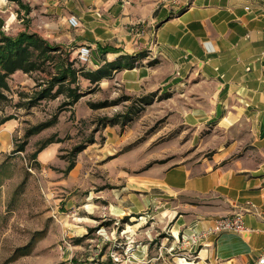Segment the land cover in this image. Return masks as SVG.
Listing matches in <instances>:
<instances>
[{"label":"rangeland","instance_id":"1","mask_svg":"<svg viewBox=\"0 0 264 264\" xmlns=\"http://www.w3.org/2000/svg\"><path fill=\"white\" fill-rule=\"evenodd\" d=\"M23 1L31 6L26 17L14 1L0 0L5 30L35 31L61 43L50 33L56 14L45 6L52 0ZM80 28V22L74 28L65 23L57 31L74 36ZM149 51L144 49L141 59L147 60ZM92 60L84 64L93 68ZM38 77L35 72L14 73L5 91L8 99L0 101V119L12 117L0 124V264H125L128 256L135 261L154 257L172 242L170 223L161 208L132 214L118 206L121 198L129 201L130 192L142 196L143 185L134 180L155 166L237 158L254 138L244 117L230 127L216 119L201 124L185 119L188 110L212 105L201 94L213 86L196 83L199 77L186 83L171 78L170 86L150 89L141 84L133 90L120 73L94 83L80 78L83 96L64 107L62 96L27 104ZM54 117L52 125L26 136L29 128ZM48 137L57 141L33 159L38 144ZM182 232L173 255L165 253L171 264L186 255ZM192 261L181 259L180 264Z\"/></svg>","mask_w":264,"mask_h":264},{"label":"crops","instance_id":"2","mask_svg":"<svg viewBox=\"0 0 264 264\" xmlns=\"http://www.w3.org/2000/svg\"><path fill=\"white\" fill-rule=\"evenodd\" d=\"M45 7L56 14L50 33L62 41L59 45H91L92 69L134 60L132 67L112 71L120 73L130 90L199 77L196 83L213 86L201 94L212 105L188 110L187 121L216 119L223 127L241 117L250 122L254 138L241 156L155 166L134 180L143 185L142 196L130 192L129 201L121 198L118 206L132 214L161 208L170 223V246L181 231L208 226L216 217L239 211L248 199L264 215V0H52ZM70 14L78 17L81 28L74 36H63L57 30L65 23L71 27L66 21ZM132 24L137 32L131 31ZM146 48L150 51L144 60ZM227 116L231 120L223 123ZM243 220L253 232L210 234L192 262L245 264L263 253L264 232L258 229L264 228V216L244 213Z\"/></svg>","mask_w":264,"mask_h":264},{"label":"trees","instance_id":"3","mask_svg":"<svg viewBox=\"0 0 264 264\" xmlns=\"http://www.w3.org/2000/svg\"><path fill=\"white\" fill-rule=\"evenodd\" d=\"M10 1H14L24 10L25 17L31 11V6L23 0ZM4 26V19L0 15V101L8 99L5 93L9 89L8 79L17 71L27 74L35 72L39 75L35 79V88L29 96L28 105H33L41 99H55L62 96L64 99L60 105L64 107L73 105L83 96L84 91L81 90L79 84L80 78L94 83L103 78H110L114 69L118 71L134 65V60L129 59L125 62L119 60L106 62L94 69L88 68L78 60L77 54L73 53L76 47H64L53 43L35 31L20 30L15 34H10ZM10 118L12 117L1 118L0 124ZM54 122L55 117L32 126L27 130L26 136L37 133ZM54 141L57 140L52 137L41 141L32 153V158L35 159L38 152ZM23 149V145L18 148V150ZM72 163L73 161L67 166V170L72 168ZM1 222L0 214V224ZM26 253L27 250L20 254H14L7 258L4 263Z\"/></svg>","mask_w":264,"mask_h":264},{"label":"built area","instance_id":"4","mask_svg":"<svg viewBox=\"0 0 264 264\" xmlns=\"http://www.w3.org/2000/svg\"><path fill=\"white\" fill-rule=\"evenodd\" d=\"M168 2H176L177 0H166ZM67 24L71 27H78L79 25V19L76 15L70 14L66 18ZM131 31L137 32V26L136 24L131 25ZM76 54L78 57V60L81 63H87L92 54V48L91 45L88 43H82L79 44L76 47ZM249 69V67H247ZM244 213H251L255 216L263 217L262 211L259 209L257 204L253 202L252 200H246L244 202V205L239 211H235L223 216L216 217L212 220V223L208 226H205L203 228L197 229L196 227L192 226L188 229L183 230L181 234L182 242H185L184 248L186 249V255H183V257L178 258L177 261H174L176 264H180L181 259L186 258H192L194 259L197 256V248L199 245L203 244L206 238L210 234H219L225 231H233L237 233H251L254 231L253 228L248 227L243 220V214ZM259 231L264 232L263 229H258ZM177 242L179 241V236H177ZM176 245H171L169 247H165L163 250L162 247L159 248V251L157 252V255L154 257H151L147 260H136L134 256H128L126 260L124 261L125 264H150L151 260L158 261L157 264H171L168 260H166L165 253H169L170 255H173V250L175 249ZM179 248V246H177ZM117 259V258H116ZM173 260V259H172ZM245 264H264V252L258 255L255 259H252Z\"/></svg>","mask_w":264,"mask_h":264}]
</instances>
